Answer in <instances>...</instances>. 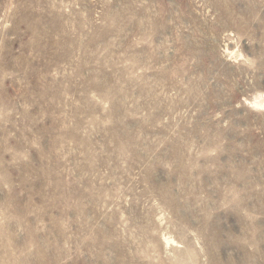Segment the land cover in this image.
<instances>
[{
	"label": "rangeland",
	"instance_id": "374dc122",
	"mask_svg": "<svg viewBox=\"0 0 264 264\" xmlns=\"http://www.w3.org/2000/svg\"><path fill=\"white\" fill-rule=\"evenodd\" d=\"M0 264H264V0H0Z\"/></svg>",
	"mask_w": 264,
	"mask_h": 264
}]
</instances>
